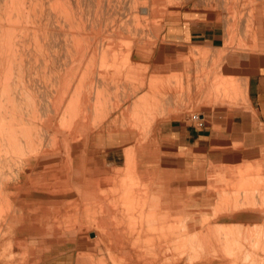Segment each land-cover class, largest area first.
<instances>
[{
  "label": "rangeland",
  "instance_id": "obj_1",
  "mask_svg": "<svg viewBox=\"0 0 264 264\" xmlns=\"http://www.w3.org/2000/svg\"><path fill=\"white\" fill-rule=\"evenodd\" d=\"M260 3H264V0H58V3L57 0H0V82H2L0 83V214L4 213L7 205L2 193L8 165H18L21 159L36 161L42 158L43 161H47L50 156L47 153H31L30 146L33 143L34 146H42L43 149L48 150L46 144L54 135L71 136L70 140L77 142L87 137L91 131L92 135L103 137L124 133L126 136L122 139L119 137L106 139L107 146L112 142L115 144L114 142L120 141L118 146L113 147L114 150L119 151V158H113L114 153L109 154V161L113 162L114 167L119 166V168L109 169L107 173L99 169L94 170L89 179L92 180V184L99 182L105 185V182L111 180L114 184L118 183L120 212L123 213L126 221L131 220L128 216L136 215L132 225L138 226L137 221L140 218L137 219V216L146 209L145 206L149 205L146 190L150 180L155 177L153 169L159 170L163 166L158 161L147 160H152L156 155L159 159V156L167 155V151L172 148L170 139L158 136L160 124L172 118L180 120L191 112H207L212 109L217 111L233 107L230 98L234 96L235 79L228 76L226 69H220L223 57L216 52L202 53L197 47L186 48L171 43L167 40L166 31L178 27L180 18L185 17L187 11L197 12L201 17L206 15L208 18L218 14L220 20L237 22V20L253 18L254 7L259 6ZM186 49L189 51L187 55ZM197 62L203 65V69H196ZM181 64L183 69L180 68ZM82 76L85 78L82 96L87 93L90 96L88 103L91 116L88 114L86 117L87 123L83 120L85 118L82 113L80 112V115L75 111L74 104L78 87L76 81ZM102 83L107 84L108 89L105 90L107 92L101 89ZM154 85L177 91L170 93L166 100L155 103L144 97L149 87ZM224 89L227 90V97L222 96ZM69 93L73 95L70 96ZM94 117L98 120H92ZM91 123L98 128L95 129ZM14 133L19 135L18 138H14ZM103 137L99 138L103 140ZM24 141H27L28 146L24 148L25 155H21L22 158L18 159L15 156L11 162L8 159L9 150L3 152V148L7 144L13 148L17 144H23ZM162 143L164 147L155 154L153 148ZM101 148L103 149V146ZM127 150L129 153H124ZM60 155L62 156V153ZM95 155L100 160L107 158L104 152ZM131 156L134 157V163L129 159ZM167 159L170 165L177 163L175 159L171 163L168 155ZM53 161L59 162L60 156ZM127 163L129 165L126 167ZM37 167L39 170L33 171L29 168L28 173L42 172L43 166ZM178 169H180L178 173L186 178L185 168ZM211 178L214 177H209V181L213 182ZM214 181H217L216 184L207 188L212 192L218 189V194L227 195L223 193V190H227L255 199H264V184L251 180L235 187L227 184V180L219 181L215 178ZM184 182L185 184L176 180V188L173 187L175 192L183 194L179 196L182 202L174 204V196L168 194L164 198V203L171 204L168 206L169 209L163 210L164 206H159L162 214L156 211L159 214L156 215L154 226L160 236L153 244V263L264 264V219L250 223L237 217L233 224L234 221L227 218L201 216L202 212L211 213L216 206L209 201H203L202 195L196 196L194 181L188 184ZM219 182L222 185H218ZM178 184L184 185L178 186ZM173 188L172 192H174ZM166 189H169L168 185ZM175 192L174 194H177ZM68 197L69 195L65 196L63 200ZM260 203L252 202V213L256 212L255 208L260 206ZM29 204L34 202L30 201ZM186 214L192 216L186 217L184 216ZM92 232L96 234L94 230L71 234L73 235L71 241L77 242L78 250L82 249L79 252L86 254L85 260L91 264H104V262L122 264L117 258L110 256L111 251L102 249L99 254L94 250L90 238ZM194 232H198L197 235ZM163 239L168 243V247H163ZM38 243L36 237H31L32 247L29 248V253L34 255L36 262L30 263L28 253L26 264H39L41 261L40 250H36ZM58 251L59 254L67 252L66 249ZM76 251L69 249L67 254L68 257L70 256L69 260L75 258ZM47 253L50 257L53 253L58 254L57 250L53 252L49 250ZM64 259L65 256L51 263L64 264Z\"/></svg>",
  "mask_w": 264,
  "mask_h": 264
},
{
  "label": "crops",
  "instance_id": "obj_2",
  "mask_svg": "<svg viewBox=\"0 0 264 264\" xmlns=\"http://www.w3.org/2000/svg\"><path fill=\"white\" fill-rule=\"evenodd\" d=\"M254 10L255 16L253 18L237 20V22L220 20L218 14L208 18L206 15L201 17L197 12L187 11L186 16L180 18L178 27L166 31L167 40L171 43H177L186 48L197 47V50L202 53H206V51L216 52L222 56L223 62L220 64V69H226L228 76L235 79V86L233 87L235 92L234 96L230 98L231 105H233L230 109L191 112L180 120L172 118L160 124L158 136H165L171 140L172 148L170 153L167 151V155L171 163L173 159L177 163L170 165L166 154L161 155L163 157L159 156V159L156 155L152 160H147L149 162L158 161L163 164L159 170L153 169L155 177L152 181L150 180L146 190V194L148 193L147 201L150 206L168 207L170 204L164 203V198L168 194H170L168 196H174V204L181 203L182 200L179 196L183 194L175 192L176 180L184 184V181L187 184L194 181L196 196L202 195L203 201L215 204L216 207L211 213L209 211L202 212L204 217L227 218L232 222L234 221L233 224H235L237 217L250 215L249 212L252 213V202L258 204L264 202V199H255L237 192L223 190V193L227 194L224 195L218 194V189H215V192L207 189L216 184L215 178H218L219 181L227 180V184L235 187L241 186L242 182L251 180L255 183L264 184V3L254 7ZM185 54H189L188 49L185 50ZM180 68L183 69L182 64ZM196 69H203V65L197 62ZM226 91L222 92V96L227 97ZM193 113L197 116L196 119L192 118ZM125 136L124 133L101 136L104 139L100 144L104 148L106 147L103 148L106 152L114 153L113 158L117 159L120 154L113 147L118 146L120 141L114 142L115 144L112 142L110 146H107L106 139L108 137L122 139ZM162 147H164L163 143L153 148V152L157 154L156 151L160 152ZM124 153H128V150ZM50 165L51 167H49ZM113 165V162L108 160L94 165V169L107 173L109 169L119 168V166L114 167ZM41 166L43 167H41L42 172L40 173L43 175H48L51 172L57 175V178L51 182L52 189L42 192L44 195L50 196L49 198L55 202L57 209H54V215H74L79 218V209L72 207L73 203L78 200L76 180L68 174L66 167L59 162L53 161L50 164H41ZM169 166L184 167L186 178L179 174L180 169ZM74 168L80 169L81 166L79 167L75 163ZM93 172L94 170L91 169L87 173L88 176L84 177L83 180L89 182V185H93L92 180L89 179ZM61 175L63 178L60 177ZM210 176L214 177L211 178L213 182L209 181ZM97 183L99 184V182ZM97 183L94 182V184ZM106 184L107 182H105ZM184 184H178V186ZM100 185L104 184L101 183ZM167 185L169 189H166ZM218 185H222V183L219 182ZM172 188L177 194L172 192ZM68 195V199L63 200ZM203 210L205 211V208ZM41 214H44V210H41ZM184 216H191V214ZM77 233V231H65L60 232L55 237L38 239L39 243L36 250L39 249L41 253L39 264H53L52 261L64 256V264H69V262L76 264L77 261L78 264L89 263L85 260L86 254L79 252L82 249L78 250L77 242L71 241L73 237L71 234ZM95 235L90 234V238L92 246L97 252L94 243ZM71 246L73 248H70ZM30 247L32 246L30 245ZM59 249H66L67 252L59 254ZM69 249L71 251L77 250L74 254L75 258L72 260H69L70 256L67 255ZM102 249L105 248L102 247ZM49 250L52 252L57 250L58 254L54 255L55 253H53L50 257L47 253ZM29 257L30 263L36 262L34 255L29 253Z\"/></svg>",
  "mask_w": 264,
  "mask_h": 264
},
{
  "label": "bare ground",
  "instance_id": "obj_3",
  "mask_svg": "<svg viewBox=\"0 0 264 264\" xmlns=\"http://www.w3.org/2000/svg\"><path fill=\"white\" fill-rule=\"evenodd\" d=\"M57 3H58V0H57ZM12 4H14V3H12ZM59 4H60V2H59ZM78 53H80V51ZM109 57H111V56L109 55ZM114 59H113V61H114ZM111 72H112V70H111ZM114 73H116V72H114ZM80 74H81V72H80ZM113 75H115V74H113ZM64 80H65V78H64ZM84 80H85V78H84V76H82L80 80L76 81V82H78V87H77V90H76L77 91V94L74 96L75 97L74 99L76 101V102H74V104H75V111L76 112H79V114L81 112L82 115H83V117L85 118L83 120L86 121V117H88V114L91 116V114H90L91 113V110H90V106H89V103H88L89 102L88 101V97H90V96L88 95V93H87V95L82 96L83 95L82 88L84 87V85H83V81ZM61 81H63V80H61ZM0 83H2V82H0ZM87 83H89V82H87ZM104 85H103V83L101 84V89L103 91H105L106 89H108L106 87L107 84L105 86ZM98 86H100V85H98ZM115 88H114V90H115ZM177 88H179V87L177 86ZM141 90H142V88H141ZM171 90L172 91H170V89L167 88V87H165V86L154 85V86L149 87V90L146 91L147 93H146V95L144 97L147 100H149V101H154L155 103H158L161 100H166V98H168L171 94L176 93V91H177V90L174 91L173 89H171ZM105 92H107V91H105ZM112 92H114V91H112ZM63 94H65V93H63ZM109 94H111V93H109ZM71 95H73V94H70V96ZM96 96H98V95H96ZM101 96H100V98H101ZM115 96L117 97V95H115ZM116 97H115V99H116ZM106 101H107V99H106ZM136 102H138V100ZM68 103H70V102H68ZM146 103H147V101H146ZM1 105H2V103H1ZM92 106H93V104H92ZM109 108H111V107H109ZM150 108H151V106H150ZM145 110H144V113H145ZM151 110H153V109L151 108ZM157 110H158V108H157ZM68 111H69V109H68ZM73 111H74V109H73ZM112 113H113V111H112ZM96 115H97V113H96ZM114 115H116V114H114ZM193 115H195V114H193ZM193 115H191V116H193ZM145 116H146V114H145ZM54 117H56V116H54ZM58 118H59V116H58ZM137 119L138 118H136V120ZM141 119H142V117H141ZM67 120H68V118H67ZM92 120L97 121L98 119H97V117H94V118H92ZM106 121L108 123V120H106ZM103 122H104V120H103ZM20 123H21V121H20ZM86 123H87V121H86ZM127 123H129V122H127ZM133 124H135V123H133ZM17 125H18V123H17ZM138 125H139V123H138ZM13 126H14V124H13ZM101 126L103 127V125H101ZM84 127H86V126H84ZM93 127H95V126L93 125ZM96 128H98V127H95V129ZM122 128H124V127H122ZM130 128H131V126H130ZM105 130H107V129H105ZM9 131H11V130H9ZM81 131H82V129H81ZM91 133H92V131H91ZM91 133L87 137H85L84 139L79 140L77 142H75L74 140H73L74 142L72 140H70V137L71 136L70 137L69 136H65V137H61L60 136L59 137V136H55L54 135L53 137H50V141L46 144L48 150L43 149L42 146H39V147L37 145L34 146V143H33V145L30 146V150H31L30 152L31 153L32 152H35V153H47V154H49L50 156L47 159V161H43L42 158H39L36 161H32V160H30V161H28V160L24 161L25 159H21L19 161L18 165L17 164L16 165L13 164L11 166L8 165V167H7V173H6V176H5V182L3 183V193H2L4 195L3 197H4L5 201L7 202V205H6V209H5L4 213L3 214H0V264H26V259L28 257L29 248H30L31 237H36L37 240L38 239L40 240V239H43V238H48V237H52V236L53 237L58 236L60 232H65V231L66 232H69V231L73 232V231H77L78 233L82 234V232L85 231V230L86 231H88V230H92V231L94 230L95 231V233H96V235H95L96 236V239L95 240L93 239V240H94L95 247L97 248L98 253H100L102 247H104L106 250L111 251V255L110 256H112L113 258H117L119 261L122 262V264H124V263L125 264H138V263L139 264H154L153 263V258H154L153 257L154 256V254H153V250H154L153 249V247H154L153 244L159 239V236H160V235H158V232L155 229L156 227L154 226L155 225L154 221H155V218L157 217L156 215H158L159 213L162 214V212L159 211V209L161 210V208L155 207L153 205L150 206V205H147L146 204L147 205V206H145L146 209H144L141 212V214H139L137 216L138 217L137 219L140 218L137 221V222H139L138 226L134 227V225H132V221H134L136 215H134V216L133 215L128 216L131 220L126 221L125 218L123 217V213L120 212L121 205H120V201H119L120 200V197L118 196L119 193H120V188L117 185L118 183L117 184H114V182H112V180H111L106 185H100V184L89 185V182L83 181L84 180V177H87L88 176L87 173L89 171H91V169L92 170H95L94 169V165L100 164V163H102L104 161H108L109 160V156H110L109 155L110 153H108V152H106L104 150L106 147L105 148L103 147L104 149L101 148L102 145L100 143H101L102 140L99 138L101 136L92 135ZM0 134H1V132H0ZM93 134H95V133L93 132ZM97 134H99V133H97ZM18 136L19 135H16V133H14V138H18ZM26 143H27V141H24V143L21 144V145L20 144H17L16 147H13L14 149L10 145H8V144L6 145L5 144L6 146L4 147L5 149L3 148V152H7L9 150L10 153H9L8 159L11 162H13L15 156L18 159V158H22V156L25 155L26 150H24V148L28 147L26 145ZM24 145H25V147H24ZM63 148H64V150H63ZM19 152H21V153H20V155L18 157V153ZM100 152H104V154L106 155L107 158L106 159H103V160L102 159L100 160L95 155V154H98ZM61 153H62V156L60 155ZM93 155H95V156H93ZM59 156H60L59 163L61 165H63L64 167H66L68 174L71 175L76 180V183L75 184H77L76 191L78 193V200L73 203L74 204L73 206L72 205L71 206L72 207H75L76 209H79V211H80V217L79 218L76 217V216H74V215H72V216H70V215H64V216L54 215L53 211H54V209H57L56 206H55V202L52 199L49 198L50 196L48 197L47 195H44L42 193L43 191H45L47 189L48 190L49 189L50 190L52 189L51 188V182H52V180H55L57 178L56 173H52L51 172L48 175H43V173H38V172L37 173H32V172L31 173H28V169L29 168L33 169V171H37V169H38V168H36L37 166H41V164H50L51 162H53V160L56 157H59ZM125 157H126V155H125ZM129 159H130L131 163H134L132 156L129 157ZM75 163L78 166L80 165L81 168L80 169H75L74 168V164ZM128 165L129 164L127 163L126 164V167ZM49 167H51V165ZM61 173H62V171H61ZM60 177L63 178L62 175ZM77 180L78 181L81 180V181L78 182ZM75 184L73 183V186ZM30 201L31 202L33 201L34 204H29L28 205V202H30ZM245 202H246V200H245ZM145 203H146V201H145ZM245 207H246V205H245ZM69 208H70V206H69ZM167 208L168 207H163L162 209L163 210L164 209L166 210ZM251 208H252V205H251ZM156 209H158V210H156ZM177 209H178V207H177ZM41 210H44V214L43 215L41 214ZM255 210H257L258 212L257 211L256 212H253L250 215L243 216V217L238 218V219H243V220H245L247 222H250V223H254V222L263 220L264 219V202L260 203V206H256ZM156 211L159 212V213H156ZM176 212L177 211H175V213ZM186 217H188V216H186ZM190 218H192V217H190ZM204 220H205V218H204ZM203 223H205V222H203ZM158 225L159 226H162L160 224H158ZM165 226H166V224H165ZM202 231L203 230H201V233H202ZM196 233H198V232H196ZM206 238H208V237H206ZM227 238H229V237H227ZM87 240H88V238H87ZM163 241L164 242H162V240H161V242L163 243L162 244L163 247L164 246L165 247H168V245H167L168 243H166V241L164 239H163ZM215 243L216 242H214V245H215ZM205 245H206V243H205ZM160 248H162V246ZM216 249H217V247H216ZM182 250H185V249L182 248ZM213 253H216V252H213ZM103 256H105V255H103ZM112 257H111V259H112ZM181 257H182V255H181ZM210 257H208V258H210ZM233 258H234V256H233ZM162 259L163 258H161V260ZM179 259H180V257H179ZM205 259H206V257H205ZM213 259H214V257H213ZM179 261H181V260H178V262ZM178 262H176V263H178ZM80 264H87V263H80ZM88 264H91V263H88ZM104 264H105V262H104ZM161 264H163V263H161ZM216 264H217V262H216Z\"/></svg>",
  "mask_w": 264,
  "mask_h": 264
},
{
  "label": "built area",
  "instance_id": "obj_4",
  "mask_svg": "<svg viewBox=\"0 0 264 264\" xmlns=\"http://www.w3.org/2000/svg\"><path fill=\"white\" fill-rule=\"evenodd\" d=\"M196 117H197L196 115H193V116H192L193 119H196Z\"/></svg>",
  "mask_w": 264,
  "mask_h": 264
}]
</instances>
